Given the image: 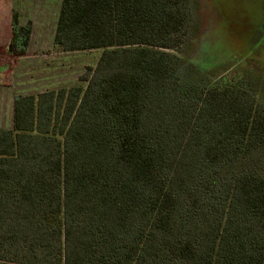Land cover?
<instances>
[{"label":"trees","instance_id":"16d2710c","mask_svg":"<svg viewBox=\"0 0 264 264\" xmlns=\"http://www.w3.org/2000/svg\"><path fill=\"white\" fill-rule=\"evenodd\" d=\"M187 17V0H61L54 45L101 54L85 87L20 96L0 128V262L264 264V171L238 170L264 119L228 82H181ZM30 33L15 13L12 54Z\"/></svg>","mask_w":264,"mask_h":264},{"label":"rangeland","instance_id":"374dc122","mask_svg":"<svg viewBox=\"0 0 264 264\" xmlns=\"http://www.w3.org/2000/svg\"><path fill=\"white\" fill-rule=\"evenodd\" d=\"M60 3L61 0H0V47L11 32L15 13L19 25H30L31 29L25 57L12 54V49L10 52L11 40L0 50V63L5 64L10 55L18 59L14 76L9 80L14 97L85 87L80 78L88 74L87 69L96 66L100 50L63 52L54 45ZM187 3L183 44L173 53L180 60L181 82L192 85L195 90L209 83L228 82L241 91V96L264 119V0H187ZM7 66L0 68L2 84ZM22 70L28 76L21 75ZM26 83L34 85L27 88ZM11 111L10 105L2 109L1 127L11 124ZM241 161L238 170H243L244 165L253 171H264V149L256 163Z\"/></svg>","mask_w":264,"mask_h":264},{"label":"crops","instance_id":"0c3cea01","mask_svg":"<svg viewBox=\"0 0 264 264\" xmlns=\"http://www.w3.org/2000/svg\"><path fill=\"white\" fill-rule=\"evenodd\" d=\"M61 4V3H60ZM7 19L8 20H10V17L8 18V16H7ZM10 22V21H9ZM10 38V39H9ZM9 40H11V32H8V35L6 36V38H5V40L1 43L2 44V47H0V50H1V52L3 51V49H4V47H5V44H7V42L9 43ZM0 55H1V53H0ZM22 56H24L25 57V55H22ZM16 56H9L8 58L9 59H6L4 62H5V64H2V63H0V68L2 67V66H4V65H7L8 64V66L5 68V72H3L4 73V75L5 76H2V79H4V81H2L3 82V84L2 83H0V122H1V120L3 119V117H4V114H3V112H2V109H4L5 107H7L8 105H10V106H12V111H11V116H12V118H13V103H14V100L16 99V97H18L17 95L14 97L13 96V92H14V87H10V85L12 84V82L11 81H9V80H11V78L14 76V70H16V68H17V62H18V59H14ZM23 57V58H24ZM21 61H19V63H20ZM18 63V64H19ZM10 67V68H9ZM18 70V69H17ZM22 73H24V74H22ZM20 74L21 75H23V76H28V75H26V74H29L28 72L27 73H25V71H21L20 72ZM24 78H26V77H24ZM19 82H23V81H19ZM27 84V88H29L30 86H32V85H34L33 83H31L30 85L28 84V83H26ZM2 85V86H1ZM29 86V87H28ZM20 87V86H19ZM22 87V86H21ZM20 87V88H21ZM44 92H47V91H44ZM44 92H39V93H37V94H32V93H26V94H21L20 96H22V97H24V96H35V95H38V94H40V93H44ZM19 96V97H20ZM10 101H11V103L12 104H10ZM3 114V115H2ZM12 118H11V124L9 125V126H5L4 128L5 129H10L11 127H12ZM0 128H3V127H1L0 126Z\"/></svg>","mask_w":264,"mask_h":264},{"label":"water","instance_id":"95a60500","mask_svg":"<svg viewBox=\"0 0 264 264\" xmlns=\"http://www.w3.org/2000/svg\"><path fill=\"white\" fill-rule=\"evenodd\" d=\"M11 49H12V48H11V46H10V47H9L10 52H11ZM16 99H18V97H16Z\"/></svg>","mask_w":264,"mask_h":264}]
</instances>
